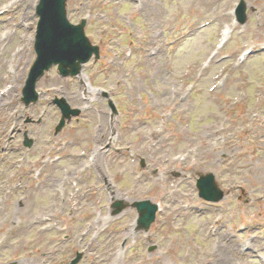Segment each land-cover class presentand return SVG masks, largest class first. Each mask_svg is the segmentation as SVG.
Returning <instances> with one entry per match:
<instances>
[{
  "label": "rangeland",
  "instance_id": "obj_1",
  "mask_svg": "<svg viewBox=\"0 0 264 264\" xmlns=\"http://www.w3.org/2000/svg\"><path fill=\"white\" fill-rule=\"evenodd\" d=\"M38 1L0 0V264H264V0H244L245 24L240 0H67L101 56L52 67L26 106ZM56 96L82 109L59 133ZM208 172L216 203L198 195Z\"/></svg>",
  "mask_w": 264,
  "mask_h": 264
},
{
  "label": "water",
  "instance_id": "obj_2",
  "mask_svg": "<svg viewBox=\"0 0 264 264\" xmlns=\"http://www.w3.org/2000/svg\"><path fill=\"white\" fill-rule=\"evenodd\" d=\"M66 1L40 0L37 7V12L40 15L36 36L38 59L31 69L24 89L26 103L38 98L35 90L36 81L43 74L44 69L49 68L52 63H58L59 69L64 74H78L82 63L89 60L93 52L99 54L98 47L92 46L85 35L84 26L86 21L83 20L82 23L75 25L68 20ZM237 18L241 23H244L247 19L246 4L243 0L237 8ZM59 105L62 107L65 117H70V114L79 112V110L71 109L65 101H60ZM64 121L65 119H62L58 128L64 124ZM30 142L28 141L27 144H30ZM198 187L200 195L207 200L219 201L225 195V192L218 186L213 173L201 176L198 180ZM133 205L138 208L140 214L138 228L147 230L155 220L158 206L149 200L137 201ZM113 206L116 214L122 211L126 204L123 201H116ZM81 257L82 254L78 253L77 257L68 264H76Z\"/></svg>",
  "mask_w": 264,
  "mask_h": 264
},
{
  "label": "bare ground",
  "instance_id": "obj_3",
  "mask_svg": "<svg viewBox=\"0 0 264 264\" xmlns=\"http://www.w3.org/2000/svg\"><path fill=\"white\" fill-rule=\"evenodd\" d=\"M13 4V3H12ZM11 4V5H12ZM11 7V6H10ZM8 8V7H7ZM7 11H9V9H7ZM4 13V12H3ZM27 17H26V15L24 16V20L25 21H27ZM21 22H23V19H22V21ZM14 88H15V86H14ZM236 241H232L231 242V244H229V249H228V251L229 252H233V251H236L237 250V246H236ZM221 259L224 261L223 262V264H228V261L227 260H229L230 259V255L229 254H227L226 252L225 253H223L222 254V257H221Z\"/></svg>",
  "mask_w": 264,
  "mask_h": 264
}]
</instances>
